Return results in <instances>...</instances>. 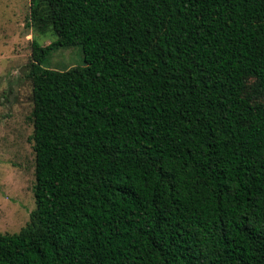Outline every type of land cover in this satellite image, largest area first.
<instances>
[{"label":"trees","instance_id":"16d2710c","mask_svg":"<svg viewBox=\"0 0 264 264\" xmlns=\"http://www.w3.org/2000/svg\"><path fill=\"white\" fill-rule=\"evenodd\" d=\"M27 26L55 39L0 264H264V0H30Z\"/></svg>","mask_w":264,"mask_h":264},{"label":"rangeland","instance_id":"374dc122","mask_svg":"<svg viewBox=\"0 0 264 264\" xmlns=\"http://www.w3.org/2000/svg\"><path fill=\"white\" fill-rule=\"evenodd\" d=\"M30 0H0V231L15 233L35 208L32 83L27 77L34 39L50 44L55 36L27 26ZM49 65H85L80 46L55 51ZM14 95L13 101L11 97Z\"/></svg>","mask_w":264,"mask_h":264},{"label":"water","instance_id":"95a60500","mask_svg":"<svg viewBox=\"0 0 264 264\" xmlns=\"http://www.w3.org/2000/svg\"><path fill=\"white\" fill-rule=\"evenodd\" d=\"M13 98H14V95H12V97H11V101H13Z\"/></svg>","mask_w":264,"mask_h":264}]
</instances>
